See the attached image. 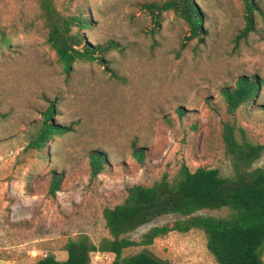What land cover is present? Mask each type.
Here are the masks:
<instances>
[{
    "label": "rangeland",
    "instance_id": "1",
    "mask_svg": "<svg viewBox=\"0 0 264 264\" xmlns=\"http://www.w3.org/2000/svg\"><path fill=\"white\" fill-rule=\"evenodd\" d=\"M54 1L61 12L88 18L87 42L117 43L104 58L120 80L97 61L76 62L65 73L45 43L37 0H0V38L8 40H0V264H30L46 255L63 260L64 243L78 234L97 243L108 236L104 207L121 202L128 186L174 175L181 162L230 175L223 122L264 145V0L254 30L242 38V0H194L203 13L202 41L185 40L188 27L170 11L156 27L142 5L153 0ZM242 75L256 76L260 90L230 115L219 91ZM52 101L53 121L72 130L40 151L27 150L28 129ZM134 149L144 152L141 161ZM95 150L106 161L91 177L87 154ZM254 166L264 168V150ZM52 173L62 175L55 196L48 193ZM179 218L162 215L125 236L138 241L151 227ZM137 251L161 264H216L195 229L124 253ZM113 258L92 253L90 264Z\"/></svg>",
    "mask_w": 264,
    "mask_h": 264
},
{
    "label": "trees",
    "instance_id": "2",
    "mask_svg": "<svg viewBox=\"0 0 264 264\" xmlns=\"http://www.w3.org/2000/svg\"><path fill=\"white\" fill-rule=\"evenodd\" d=\"M40 18L45 29V43L54 52L56 62L65 73L76 62L97 61L104 65L110 76L120 80L116 72L106 65L105 53L117 47L110 40L105 45H92L84 39L82 30L89 20L82 14L61 12L54 0H37ZM157 27L163 12L170 11L188 27L185 40L202 41L203 13L194 0H153L142 4ZM244 27L237 38L245 37L254 30V12L261 11L259 0H242ZM8 44L5 37L0 38ZM260 82L256 76L237 77L232 85L220 89L226 111L234 115L243 104L258 96ZM54 102L40 113L38 121L27 131V150L40 151L54 137L72 130L69 125L53 121ZM178 115L183 112L178 109ZM221 139L225 155L231 164V174L223 176L215 168L199 166L190 169L181 162L174 173L163 174L150 185L133 184L126 187L124 199L102 210L108 236L97 243L88 235L69 237L63 245V260L53 255L39 257L30 264H90L92 253L112 254L110 264H161V261L145 251L125 254V250L151 245L158 237L170 232L200 230L206 238V248L216 264H264V168L255 167L264 145L247 140L245 130L231 122H223ZM141 161L144 152L133 151ZM101 151L87 154L90 176L96 177L105 164ZM62 175L52 173L48 193L55 196L60 189ZM222 215H203L201 210H222ZM177 214L179 219L153 226L138 241L125 235L155 218Z\"/></svg>",
    "mask_w": 264,
    "mask_h": 264
}]
</instances>
